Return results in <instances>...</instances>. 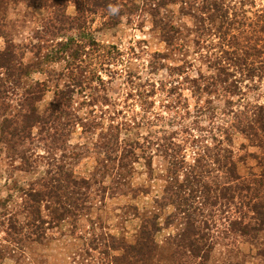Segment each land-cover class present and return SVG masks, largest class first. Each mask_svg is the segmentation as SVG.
<instances>
[{
	"label": "rangeland",
	"instance_id": "obj_1",
	"mask_svg": "<svg viewBox=\"0 0 264 264\" xmlns=\"http://www.w3.org/2000/svg\"><path fill=\"white\" fill-rule=\"evenodd\" d=\"M98 1L0 0V50L9 47L31 66L16 85L0 69V96L7 95L11 116L8 133L0 136L11 139L7 134L15 127L24 129L22 145L0 142V264H264V227L253 239L228 226L251 216L242 204L239 209L238 199L236 206L215 208L206 261L172 243L180 221L166 225L174 209L155 203L165 186L162 150L169 140L184 148L191 163L195 138L207 136L212 147V132L220 140L222 165L235 162L241 178H259L264 154L256 144L264 146V135H227L219 126L226 128L232 117L223 113L264 107V0H107L106 7L89 11ZM109 5L118 11L112 14ZM71 41L78 42L76 50L57 53V43ZM237 44L250 72L233 58ZM218 64L230 72L220 77L233 81V95L193 87L217 75ZM54 98L64 106L49 119ZM31 106L44 116L40 122L23 117ZM155 138L158 146L146 142ZM124 142L134 145L135 157L126 161L134 160L130 174L116 171L114 158ZM22 153L36 159L32 167L21 162ZM56 164L61 173L92 183L86 208L51 223ZM215 168L208 182L230 184ZM155 214L154 250L145 257L133 253L127 247L140 238L143 220Z\"/></svg>",
	"mask_w": 264,
	"mask_h": 264
},
{
	"label": "trees",
	"instance_id": "obj_2",
	"mask_svg": "<svg viewBox=\"0 0 264 264\" xmlns=\"http://www.w3.org/2000/svg\"><path fill=\"white\" fill-rule=\"evenodd\" d=\"M108 3L109 2L107 0H103L102 2L98 1V3L95 4L91 3V10H88L92 11V8L106 7ZM82 9L83 8H80V5L76 3V12L78 15H82ZM57 20L59 23L61 22L59 19ZM73 20H75L74 25H77V20H79V17L73 18ZM72 25H70V27ZM73 43L77 48L78 42L71 41L69 43H57V53L61 54L63 52L66 53V51L70 52V50L73 49ZM90 45H96V43L91 42ZM240 47L244 48L243 45L240 46L237 44L234 50H232L233 58L241 61V66L243 67L244 72H250V70L245 68L246 61L243 57H246V54L242 49H240ZM74 50L76 49H73V51ZM73 51L69 54L72 59L74 57ZM72 64H68V66L71 67ZM30 67V65L22 64L21 59L16 57L14 51L9 50V47L6 46L3 50H0V69L4 70L8 76V80L9 78L11 79L9 80V83L13 85L18 83L20 84V81L23 79V77H26L29 74ZM216 69L218 72L217 75L215 74L214 76L207 77L203 83L194 85L193 87H196L197 89L201 88L200 91H206L207 89L211 88L214 90L211 92L224 96L233 95L237 88L233 81L228 84V80L225 79L226 77L230 76L229 70L224 66H221V64H218ZM220 76H224L225 78H221ZM3 87V83L0 82V88ZM41 87L42 85L40 84L35 85V89ZM24 92L27 94L26 96L31 94L29 90H25ZM42 93L43 92L41 90L36 100L40 98ZM61 94L62 95L58 97L63 98L65 94L63 92ZM5 99H7V95L3 92L0 96V116L2 117L0 122L2 128V130H0L1 134L8 133L7 127L8 123L11 121L10 114H7L8 105L6 104ZM230 103L231 102L229 101V104ZM63 106V102H60L59 99L54 98V102L47 109L48 118L53 119V116L56 113L61 112ZM30 111V115H23V117L26 118L28 122H40L44 118V116L41 118L36 116L32 106L30 107ZM230 114H232V117H229L228 123L225 124L226 128L219 126L223 134L226 133L228 135L230 132L237 131L246 136L255 137L256 139H258L259 134L264 135L263 106L244 105L242 110L239 112H232L231 110L228 114L223 113L222 115L230 116ZM28 124L25 127H27ZM52 128H54L56 132V126H52ZM23 133L24 129L22 126L20 128L15 127L14 131L10 132V134H7L12 138L8 139L6 138V135L0 136V142L11 144V147L12 145L15 147L20 146L22 145L20 138H23ZM209 135L212 139V147L209 146L210 144L207 145V136H200L198 137L199 139L195 138L199 144L196 148L197 151L193 152V154L196 156L192 159L191 163L186 161L185 154L183 152L184 148L182 146L172 143L170 140L164 144L165 149L162 150V156L167 160L165 186L163 188L161 198L159 199L160 201L155 202L157 206L170 205L174 209V212L167 216L165 221L166 225H170L173 220L180 221V229L178 233L171 239L172 243L178 248L185 249V251H187L191 257L199 258L202 261H206L208 259L209 252L211 251V229L214 222V210L218 206H236L235 200L238 199L240 207L239 209H242V204L245 206L247 213H251V216L248 218L247 222H244V219L247 217L246 216L243 217V219L241 217L235 218L228 223V226L231 230H236V225L237 230L241 235L249 236L251 234L250 237L256 239L257 234L264 227V159H262L263 161L261 159L258 160V165L263 168L259 178H257V175H253V178H241L237 173L235 162L229 161V166L221 164L220 154L222 153L219 152L220 145H218L220 144V140L216 139L212 132H209ZM155 139L156 142H146L148 144L158 146L159 140L157 138ZM11 140L12 143H10ZM215 141H217V143H215ZM109 143H107V146L112 145H109ZM117 144L118 143L116 139L114 145L117 146ZM123 144L124 146L122 149H120V153L114 158L117 161L116 171L123 169L127 171L126 174H130L128 172L130 171L129 167L131 166V162L134 160H131L130 162L126 161L130 157L131 159L135 157L133 148L134 145L132 146V142H124ZM256 145L260 150L263 151L264 154L263 143H258ZM215 148H217V150H215ZM106 149L109 153H115V150L112 149V146L106 147ZM224 156L228 157L226 155ZM20 160L28 167H32V164H34V161H36L32 155L27 156L26 153L21 154ZM107 160L113 161V158L108 156ZM56 165L59 173L58 175H55V179L59 187L53 191L48 200L53 207V210L50 214L51 223L59 222L65 218H70L71 216L75 215L76 210L82 211L84 208H86V195L92 183V178H76L72 175V173H61V167L59 164ZM215 165H217V168L215 169L219 172L222 171L225 179L229 180L230 184H216L213 181L208 182L209 174L211 173V167ZM245 199L247 201H245ZM156 218L157 216L155 214L152 217L145 218L143 220L140 238L134 245L127 247L133 253H140L145 257L149 256L151 250H154V240L152 234L157 230ZM151 227L154 231L150 229Z\"/></svg>",
	"mask_w": 264,
	"mask_h": 264
},
{
	"label": "clouds",
	"instance_id": "obj_3",
	"mask_svg": "<svg viewBox=\"0 0 264 264\" xmlns=\"http://www.w3.org/2000/svg\"><path fill=\"white\" fill-rule=\"evenodd\" d=\"M109 11H110L112 14H115V13L118 11V9H117L116 7H113V6L109 5Z\"/></svg>",
	"mask_w": 264,
	"mask_h": 264
}]
</instances>
